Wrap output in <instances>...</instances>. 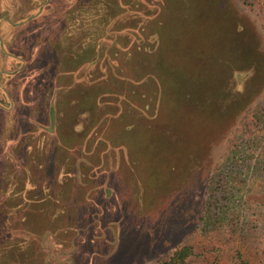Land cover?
Wrapping results in <instances>:
<instances>
[{
  "label": "rangeland",
  "instance_id": "rangeland-1",
  "mask_svg": "<svg viewBox=\"0 0 264 264\" xmlns=\"http://www.w3.org/2000/svg\"><path fill=\"white\" fill-rule=\"evenodd\" d=\"M249 107L264 120V28L240 0H0V264H152L236 212L257 261ZM19 164L31 207L4 201ZM215 255L188 264H237Z\"/></svg>",
  "mask_w": 264,
  "mask_h": 264
},
{
  "label": "trees",
  "instance_id": "trees-1",
  "mask_svg": "<svg viewBox=\"0 0 264 264\" xmlns=\"http://www.w3.org/2000/svg\"><path fill=\"white\" fill-rule=\"evenodd\" d=\"M240 1L248 11H250L257 17L261 26L264 28V0H240ZM111 43H113L114 46L117 45V43L112 39H111ZM251 56L253 57V55H251L250 53L249 57ZM85 67L87 68L86 65ZM88 84H90V82ZM122 98H123L122 96L119 97V99H122ZM97 104H98V101H97ZM82 112L80 111L78 112V114ZM100 120L101 119L99 118L97 122L93 125L94 126L100 125L99 124ZM51 122H53L52 108H51ZM75 123L72 124L73 129H74ZM93 125L92 127H94ZM48 130H52V129L48 128ZM239 138H243L252 144H256L255 146L260 147V149H263V152H264V120L260 112L250 107L247 108L243 112L239 120V125L236 128V132H235V135L233 136L232 141L235 142ZM26 139H29V138H26ZM27 147L31 148V145H28ZM12 148H10L9 150L10 153L13 152L17 148V145H16V148H13V149ZM125 156L126 158H129L130 160L132 157V154L130 153L129 150L124 148V157ZM19 165H20V170L22 169V172L20 174H22V177L24 178L23 180L24 187L23 188L20 187V190L18 192H16V190L14 189L12 190L8 189V191L7 190L3 191L4 192L3 197H5L4 201L8 202V204L10 200H13L14 197H17L19 193L21 194V193L32 192L34 189H36V185H38L36 183V181L39 180L37 173L34 172L33 174L32 169L27 170L25 168V164L23 165L19 164ZM219 169H220L219 165L216 164L214 166V169L210 172L208 176L209 185L211 181L212 182L215 181L216 171L219 177V174H220ZM260 169L264 171V167ZM60 173H62L61 174L62 177L65 174L64 172H60ZM33 176L35 180L33 179ZM40 183L42 184V193L44 194V196H39L37 197V199L41 198V200L43 201L45 200V197L50 196V194H46L48 186L44 184L45 180L41 179ZM44 189H46V191ZM260 190H257L258 194L261 193ZM23 196L26 197L24 198V200L26 201L24 203H27L28 207H31L32 204H35L31 196L36 198V194L32 193L31 195L30 194L28 195L27 193V194H23ZM13 207L14 206H12V208ZM249 210H250L248 211L249 219L246 222H244V223H247V228L253 229V230H262L263 229L262 225L264 223V196H261V200H254V204H252V206H249ZM18 216L21 219V216L20 215ZM239 218H241V215L239 216L238 212L232 215V219L230 221H222V218H220L217 220L219 221V226L215 225L214 230H211L212 232H209L206 234L202 233L199 236L196 235V232H195L197 231L196 229L190 232H187L185 235H183L181 242L174 250H172L167 255L161 258H158L152 264H188L189 257L191 256L205 257L209 255L210 253L211 254L216 253L215 255L216 257L222 256V255H232L234 258H236L237 264H264V241L263 240H262L263 247L261 249L259 248L260 256L258 257V260L254 261L250 259L249 257H247L244 251L245 249L243 247L244 245L243 243L246 241L245 240L246 238L245 236L241 238V236L238 237L237 235L236 226H237L238 221H235V220H238ZM202 222L203 224L206 225L207 218H205V216L202 218Z\"/></svg>",
  "mask_w": 264,
  "mask_h": 264
},
{
  "label": "crops",
  "instance_id": "crops-1",
  "mask_svg": "<svg viewBox=\"0 0 264 264\" xmlns=\"http://www.w3.org/2000/svg\"><path fill=\"white\" fill-rule=\"evenodd\" d=\"M73 71V70H72ZM73 72H71V74H72Z\"/></svg>",
  "mask_w": 264,
  "mask_h": 264
}]
</instances>
